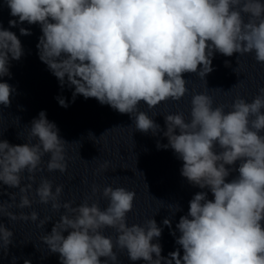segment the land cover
Masks as SVG:
<instances>
[{"label": "clouds", "instance_id": "clouds-1", "mask_svg": "<svg viewBox=\"0 0 264 264\" xmlns=\"http://www.w3.org/2000/svg\"><path fill=\"white\" fill-rule=\"evenodd\" d=\"M4 2L10 15L18 18L9 20L10 28L25 22L40 26L39 59L61 88H74L73 102L77 95L95 98L121 114H130L135 129L142 133L156 135L161 129L139 110L141 101L149 109L169 99L179 101L188 92L184 74L195 73L205 80L213 71L215 53L227 57L254 53L264 65V3L260 0ZM19 32L32 34L24 27ZM23 55L16 33L0 26V78L11 76L10 60L19 61ZM14 91L7 82H0V105L10 106ZM56 99L61 107H68L65 98ZM191 105L188 121L182 113L165 116L163 135L168 143L157 142L158 149H172L183 162L180 173L189 184L208 189L213 196L208 199V192L200 191L189 201L187 214L175 225L179 236L171 232L180 247L164 257L158 242L162 228L155 219L143 225L127 223L134 191L107 186L102 193L107 207L101 209L87 200L73 207L71 201L59 202L62 185L53 191L52 181L41 178L35 189L39 203L65 209L51 232L41 237L51 253L59 254L61 264H118L114 247L126 252L131 261L146 264H264V135L260 134L264 132V87L251 102L236 98L229 111L223 105L213 107L212 97L204 93L193 95ZM66 144L45 111L31 121L24 144L0 140V182L19 188L18 208H30L33 203L29 199L32 183L22 186L21 174L27 172V179L34 181L43 170L46 154L50 156L47 171L66 172ZM237 161L238 168L226 167ZM232 171L238 176L228 182ZM97 191L94 186L93 194ZM11 195L8 207L15 201V194ZM174 207L180 210L179 205ZM0 212L12 221L39 219L36 211L17 216L3 204ZM163 224L172 226L168 218ZM106 228L116 231L115 245L112 237L103 235ZM12 237L13 232L0 223V248L7 252ZM24 264L31 261L26 259Z\"/></svg>", "mask_w": 264, "mask_h": 264}]
</instances>
